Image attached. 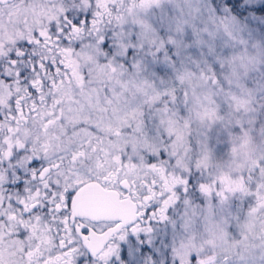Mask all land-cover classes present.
Instances as JSON below:
<instances>
[{"label": "snow or ice", "instance_id": "snow-or-ice-1", "mask_svg": "<svg viewBox=\"0 0 264 264\" xmlns=\"http://www.w3.org/2000/svg\"><path fill=\"white\" fill-rule=\"evenodd\" d=\"M0 264H264V0H0Z\"/></svg>", "mask_w": 264, "mask_h": 264}]
</instances>
